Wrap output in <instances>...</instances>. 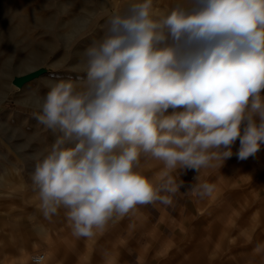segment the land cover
Wrapping results in <instances>:
<instances>
[{
    "label": "clouds",
    "instance_id": "clouds-1",
    "mask_svg": "<svg viewBox=\"0 0 264 264\" xmlns=\"http://www.w3.org/2000/svg\"><path fill=\"white\" fill-rule=\"evenodd\" d=\"M73 71L83 75L49 80L27 101L58 133L34 156L40 207L48 218L65 209L76 237L137 205L170 204L182 185L173 172L224 162L237 139L241 160L264 145V0L160 10L134 0L109 15ZM142 158L163 164L158 175H145Z\"/></svg>",
    "mask_w": 264,
    "mask_h": 264
},
{
    "label": "rangeland",
    "instance_id": "rangeland-1",
    "mask_svg": "<svg viewBox=\"0 0 264 264\" xmlns=\"http://www.w3.org/2000/svg\"><path fill=\"white\" fill-rule=\"evenodd\" d=\"M130 2L0 0V264H32L36 253L48 257L45 264H264V145L241 160L239 139L224 162L190 169L197 205L187 221L177 222L183 225L174 241L149 237L158 219L150 203L92 237L74 236L63 208L44 216L31 179L34 156L58 133L39 122L27 98L46 94L49 80L82 76L73 69L84 51L102 37L109 15ZM176 2L154 0L157 10ZM38 68L41 74L15 86L14 77ZM141 163L148 177L163 168L158 161Z\"/></svg>",
    "mask_w": 264,
    "mask_h": 264
},
{
    "label": "crops",
    "instance_id": "crops-1",
    "mask_svg": "<svg viewBox=\"0 0 264 264\" xmlns=\"http://www.w3.org/2000/svg\"><path fill=\"white\" fill-rule=\"evenodd\" d=\"M190 171V169H185L172 173L176 183L178 185L182 183V185L175 194H168L171 197L170 204H164L159 201L150 203L149 207H152L157 213L158 218L153 230L148 232L149 237L155 243H160L161 240L174 241L179 235L180 231L178 229L181 230L179 225H183H178L177 222L187 221L188 217L193 214V209L195 210L196 208V184L195 178ZM189 185L193 188L188 189ZM47 258L44 254V260L40 264H45Z\"/></svg>",
    "mask_w": 264,
    "mask_h": 264
},
{
    "label": "water",
    "instance_id": "water-1",
    "mask_svg": "<svg viewBox=\"0 0 264 264\" xmlns=\"http://www.w3.org/2000/svg\"><path fill=\"white\" fill-rule=\"evenodd\" d=\"M43 72V70H36L33 71L27 75L21 76V77H17L14 79V84L18 87L22 86L25 82H27L28 80L32 79L33 77H36L37 75L41 74Z\"/></svg>",
    "mask_w": 264,
    "mask_h": 264
},
{
    "label": "built area",
    "instance_id": "built-area-1",
    "mask_svg": "<svg viewBox=\"0 0 264 264\" xmlns=\"http://www.w3.org/2000/svg\"><path fill=\"white\" fill-rule=\"evenodd\" d=\"M37 258H40V262L43 260V254L41 253H36V254H33L29 257V260L32 264H36V259Z\"/></svg>",
    "mask_w": 264,
    "mask_h": 264
},
{
    "label": "bare ground",
    "instance_id": "bare-ground-1",
    "mask_svg": "<svg viewBox=\"0 0 264 264\" xmlns=\"http://www.w3.org/2000/svg\"><path fill=\"white\" fill-rule=\"evenodd\" d=\"M35 70H36V69H35ZM37 70H43V68H38ZM31 72H33V71H31ZM31 72H30V70H29V71L25 72L24 75H27V74H29V73H31ZM24 75H21V76H24ZM21 76H16V77H14V78H13V82H14V79H15V78H17V77H21ZM15 86H16V85H15ZM16 87H17V86H16ZM17 88H18V87H17ZM41 254H43V253H41ZM43 260H44V254H43ZM43 260H42V261H43ZM42 261H41V262H42ZM41 262H40V263H41Z\"/></svg>",
    "mask_w": 264,
    "mask_h": 264
}]
</instances>
